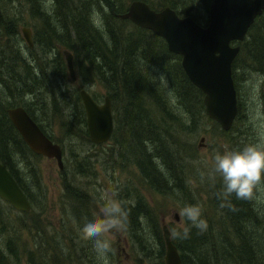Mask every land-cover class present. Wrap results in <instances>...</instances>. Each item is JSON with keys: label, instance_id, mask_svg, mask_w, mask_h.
<instances>
[{"label": "trees", "instance_id": "trees-1", "mask_svg": "<svg viewBox=\"0 0 264 264\" xmlns=\"http://www.w3.org/2000/svg\"><path fill=\"white\" fill-rule=\"evenodd\" d=\"M44 1L28 0L32 6V16L38 19L39 24L35 44L50 52V61L62 68L63 65L65 67L63 57L53 43L61 40L64 46L62 48L70 52L72 50L79 66L82 62L85 63L84 69H78L80 75H87L90 81L98 80L108 89L110 100L118 98L121 101L122 122L125 120L127 146L132 158L130 163L138 168L141 179L139 186L129 182L127 186L124 185V190L117 192V198L124 202L128 212L124 231L130 239L131 255L136 261L148 258V264H164L161 216L147 202L141 187L146 184L164 198L175 200L180 209L185 204L200 205L186 184L187 162L178 155L176 137L170 127L176 130L178 120H186L183 117L186 113L190 114L192 122L198 120L199 116L207 117L201 101L202 92L188 80L180 65V55L169 51L163 38L116 15L126 8L121 0H48L46 6ZM144 1L155 9L168 5L178 15H190L200 25L207 22V13L201 19L194 12L191 6L194 0H189L191 5H186L184 0H162L159 6H153L149 0ZM203 3L207 4V0ZM103 8L107 10L110 20H126L132 24V28L124 32L114 26L107 18L104 19ZM205 9L207 10V6ZM97 11L102 14L98 17V22H95L92 15ZM263 14L264 10L254 20ZM252 23L248 28L252 27ZM16 33L15 22L3 13L0 5V162L31 203L27 211H22L0 198V264H20L21 254L26 264H112L113 259L107 262L105 256L95 251L92 241H84L79 232L70 236L62 231L65 225L63 220L67 222L62 215L66 212L65 209L61 208V213L56 217L59 229L51 227L49 220L44 217L45 205L34 210L33 197L19 169L17 155L39 154L33 153L21 139L6 114L7 107L22 105L42 132L57 142L46 131L47 124L41 122V113L47 112L49 104L56 107L59 101L60 108H66L60 121V126L68 128L64 134L70 138L71 134L76 133L72 127L79 126V133L86 135L87 139L88 135L84 111L75 109L69 112L67 93L61 90L59 82L49 79L50 62L46 61L42 68L33 64L30 70L26 68L23 50L12 40ZM253 36L248 53L258 66H263L264 26L262 32L254 33ZM65 70L67 71L66 67ZM163 83L166 85L163 86ZM167 86L173 89L175 101L169 113L170 124L161 125L150 118L145 108L147 101H154L162 113L171 110L163 93ZM47 99L50 100L49 103ZM190 101L195 109L194 119ZM178 108L182 110L180 115L176 113ZM61 148L63 152V147ZM74 166L77 173H93L91 163L85 155L76 158ZM59 174L64 190L62 196L65 200H73V212L78 216L81 210L92 204L91 195L67 176L63 163ZM35 176L33 183L43 195L36 173ZM222 191L223 186H217L215 201L209 199L211 205L216 203L215 207H220L223 214L218 212V215H221L222 221H226L221 222L222 225L210 221L203 209L202 217L208 223L206 231L201 232L191 226L184 217L182 227L167 224L171 241L180 256V264H264V207L258 206L253 199H237L235 194L222 200L218 195ZM83 200L86 203H82ZM12 209L17 212L16 215L5 216V212ZM89 213L86 211L87 215ZM185 227L190 229L187 238H173L171 230L182 231ZM22 230L27 231L33 245H23L22 249H18L19 233ZM74 238L80 242L77 247ZM68 242L77 253L65 251L69 248Z\"/></svg>", "mask_w": 264, "mask_h": 264}, {"label": "rangeland", "instance_id": "rangeland-1", "mask_svg": "<svg viewBox=\"0 0 264 264\" xmlns=\"http://www.w3.org/2000/svg\"><path fill=\"white\" fill-rule=\"evenodd\" d=\"M124 4H127L129 0H121ZM162 0H149L153 6H159ZM204 0H194L192 5L189 0H184L186 5L193 6L194 12L203 19L206 16L207 10L205 9L210 0H207V4L203 3ZM48 0L44 1L45 6L48 5ZM0 5L3 13L11 18L15 22L16 34L12 39L15 43L17 42L23 50L22 56L25 58V65L28 70L31 68V64L37 68H42L46 61L50 62L49 65V79L53 82L56 80L61 86V90H64L68 95V111L72 112L75 109H81L82 104L77 93L80 87L85 88L90 95L97 101L101 102L105 94H109V91L105 86L98 80L90 81L88 76L85 77L80 75L78 69H84L85 63L82 62L79 66V61L73 55V67L75 72V79H70L65 67L61 68L54 61H50L52 54L46 52L35 44L36 30L39 27L38 19L32 16V6L28 0H0ZM104 19H108L114 26L119 27L124 32L132 28V22L126 20H110L107 17V10L102 9ZM101 12L92 15L95 22H98V17L101 16ZM28 26L31 29V38L33 39V45L31 48L27 47L24 38L21 35L20 27ZM264 26V14L258 19L254 20L252 27L248 28L244 38L239 42L240 47L235 55L231 66V75L236 91V102L238 105V111L234 116L232 123L228 130L223 131L216 121L206 116H199L198 120L190 121V114L186 113L183 117L186 119L182 122L180 119L176 126V130L173 133L176 137V145L178 148V155L184 157L187 162V181L186 184L192 191V194L200 202V206L207 213L210 221L215 223L226 222L222 221L220 214V207H215L214 203L211 205V201H215V189L217 186H223L222 179L219 174H216L213 179L211 170L213 168V157L216 152H224L226 150H239L242 149L246 144L256 143L261 137H264V72L258 67L256 61H254L249 53L248 48L253 39L254 33L262 32ZM38 31V30H37ZM55 49L59 51L63 46L61 40H55ZM79 67H77V66ZM264 70V68H263ZM155 71V69H154ZM153 81V80H152ZM166 85L165 83L162 84ZM159 90V87H156ZM161 92V91H160ZM167 99L168 105L171 106V110L161 112L154 101L146 102V110L150 118L161 125L170 124V111H172V104L175 101V95L172 88L167 86L165 92H163ZM65 95V94H64ZM120 97V96H118ZM47 103L50 100H46ZM194 101V99H192ZM191 102V101H190ZM57 106L53 107L51 104L48 105L47 112L41 113V122L47 124L45 126L46 131L51 137L56 140L62 147V163L65 167V172L68 177L74 179L76 183H79L87 192L91 195L92 204L85 207V209L79 212L78 216H75L73 212V200L63 198V185L60 182L59 169L56 165L54 158H49L43 155H31L29 153H23L17 155V160L20 161L19 169L24 175L23 178L26 182L31 195L33 197V207H44L46 213L45 218L49 220L51 227L59 229V222L57 216L61 213V208L65 209L62 215L66 218L67 222L64 221V228L62 231L70 236L75 235L79 232V228L84 223V217L89 219L99 214L100 200L99 196L102 192L107 191L109 194L115 193L117 198V192L125 189L129 182L139 186L140 184V173L138 168L130 163L132 158L129 153L127 146V138L125 133V120L122 122V112L120 110V99L111 98V115H112V133L111 136L106 140L98 144L91 143L87 136L79 133V126L72 127L74 132L77 134H71L70 138L65 135L66 127L60 126V121L63 118L62 113L66 110L60 108V102L57 101ZM62 103V101H61ZM191 109L195 114V109L191 102ZM176 111V110H175ZM180 108L177 109L176 113L180 115ZM192 114V115H193ZM196 114L193 116V119ZM204 135L205 139L203 145L197 146L198 137ZM66 137V138H65ZM85 155L87 161L91 163L93 173L84 174L77 173L75 168L76 158ZM35 173L39 178V183L42 185L43 195L38 192L37 187L34 185ZM141 190L147 202L157 210L162 220L169 226L182 227L183 218L180 216V206L175 200L164 198L160 193L152 190L146 184H142ZM217 196V195H216ZM210 199V200H209ZM254 202L258 206L264 207V191L257 190L253 198ZM86 203L84 200L82 203ZM5 203V202H4ZM79 203V206L82 204ZM39 209V208H38ZM178 211V220L174 219L172 215L173 211ZM6 211L5 216L13 217L17 212ZM89 211V215L86 214ZM42 217V215H41ZM75 218V220H73ZM220 218V220H219ZM222 225V224H221ZM50 229V228H49ZM18 249H22L23 245H33L29 240V235L26 230H22L19 233ZM112 245V252L106 254L105 258L107 262L110 259L112 264H148V258H143L139 262L134 259L131 255L130 250V239L125 231L113 230L107 236ZM73 241L76 243V247L80 244L77 238ZM69 246L67 250H71L73 254L78 251L72 249L71 243H67ZM79 250V249H78ZM20 264H26L23 260V255L20 256ZM69 263V262H68ZM70 264H79L78 262H70ZM163 264V263H162Z\"/></svg>", "mask_w": 264, "mask_h": 264}, {"label": "water", "instance_id": "water-1", "mask_svg": "<svg viewBox=\"0 0 264 264\" xmlns=\"http://www.w3.org/2000/svg\"><path fill=\"white\" fill-rule=\"evenodd\" d=\"M264 10V0H210L207 22L198 24L190 15H178L168 5L154 9L144 0H129L123 12L116 15L136 26L149 29L165 41L169 51L180 55V65L188 80L201 92L204 113L227 130L237 111L236 92L231 76V61L239 49L232 40H241L256 15ZM20 32L27 46H32L31 30L21 26ZM70 79L75 78L72 53L60 49ZM84 115L88 139L92 143L107 140L112 132L111 103L107 94L96 102L83 87L77 91ZM6 114L21 139L35 154L54 158L62 168L60 145L42 132L22 105L7 107ZM205 137H198L197 146ZM0 198L13 208L27 211L28 198L13 176L0 162ZM172 215L178 220V212ZM164 243V264H180V256L171 241L170 230L160 218Z\"/></svg>", "mask_w": 264, "mask_h": 264}, {"label": "clouds", "instance_id": "clouds-1", "mask_svg": "<svg viewBox=\"0 0 264 264\" xmlns=\"http://www.w3.org/2000/svg\"><path fill=\"white\" fill-rule=\"evenodd\" d=\"M216 174L223 182V191L219 193L222 200H227L232 194L237 199L252 200L257 190L264 191V137L256 143L246 144L239 150L216 152L213 157L211 175ZM99 214L89 219L84 217V223L79 233L84 241H92L93 248L101 256L112 252V245L107 238L115 231H124L127 227L128 212L124 202L115 198V193L104 191L99 196ZM224 204H221L223 207ZM180 216L186 218L191 226L201 232L208 227L207 220L202 217V207L199 204H185L180 209ZM190 229H173V238H187Z\"/></svg>", "mask_w": 264, "mask_h": 264}, {"label": "flooded vegetation", "instance_id": "flooded-vegetation-1", "mask_svg": "<svg viewBox=\"0 0 264 264\" xmlns=\"http://www.w3.org/2000/svg\"><path fill=\"white\" fill-rule=\"evenodd\" d=\"M207 15H208V14H207ZM242 39H243V38H242ZM242 39H241V40H242ZM241 40H240V41H241ZM231 44H235V43H234V42H231ZM239 47H240V44H239ZM258 68H259L262 72H264V70H263L264 65H263V66H259ZM75 77H76V76H75ZM74 79H75V78H74ZM232 80H233V79H232ZM233 84H234V83H233ZM235 92H236V91H235ZM94 100H95V99H94ZM95 101H96V100H95ZM96 102H97V101H96ZM236 103H237V102H236ZM237 111H238V105H237ZM237 111H236V113H237ZM235 115H236V114H235Z\"/></svg>", "mask_w": 264, "mask_h": 264}, {"label": "bare ground", "instance_id": "bare-ground-1", "mask_svg": "<svg viewBox=\"0 0 264 264\" xmlns=\"http://www.w3.org/2000/svg\"><path fill=\"white\" fill-rule=\"evenodd\" d=\"M14 138H15V136H14ZM14 154V153H13ZM11 156H13V155H11ZM16 157V156H15ZM17 162V161H16ZM15 165V164H14ZM17 170V169H16ZM71 187H72V185H71ZM40 189V188H39ZM28 190V189H27ZM31 204V203H30ZM32 209V208H31ZM6 228V227H5ZM7 229H8V227H7Z\"/></svg>", "mask_w": 264, "mask_h": 264}]
</instances>
